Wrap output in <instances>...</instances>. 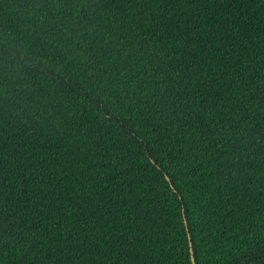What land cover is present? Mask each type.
Instances as JSON below:
<instances>
[{
	"label": "trees",
	"instance_id": "obj_1",
	"mask_svg": "<svg viewBox=\"0 0 264 264\" xmlns=\"http://www.w3.org/2000/svg\"><path fill=\"white\" fill-rule=\"evenodd\" d=\"M0 264H264V0H0Z\"/></svg>",
	"mask_w": 264,
	"mask_h": 264
},
{
	"label": "water",
	"instance_id": "obj_2",
	"mask_svg": "<svg viewBox=\"0 0 264 264\" xmlns=\"http://www.w3.org/2000/svg\"><path fill=\"white\" fill-rule=\"evenodd\" d=\"M192 259H193V262L195 263V260H194V254H193V252H192Z\"/></svg>",
	"mask_w": 264,
	"mask_h": 264
}]
</instances>
